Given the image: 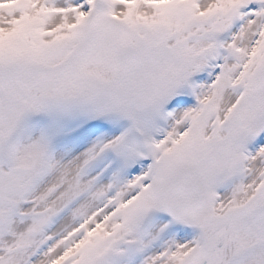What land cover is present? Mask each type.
Wrapping results in <instances>:
<instances>
[{"label": "snow or ice", "instance_id": "obj_1", "mask_svg": "<svg viewBox=\"0 0 264 264\" xmlns=\"http://www.w3.org/2000/svg\"><path fill=\"white\" fill-rule=\"evenodd\" d=\"M0 264H264V0H0Z\"/></svg>", "mask_w": 264, "mask_h": 264}]
</instances>
